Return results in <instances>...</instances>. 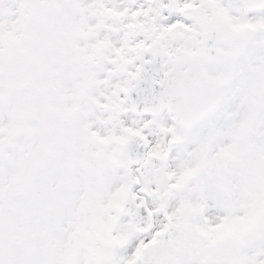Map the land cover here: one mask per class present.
Here are the masks:
<instances>
[{
  "label": "snow or ice",
  "instance_id": "1",
  "mask_svg": "<svg viewBox=\"0 0 264 264\" xmlns=\"http://www.w3.org/2000/svg\"><path fill=\"white\" fill-rule=\"evenodd\" d=\"M0 264H264V0H0Z\"/></svg>",
  "mask_w": 264,
  "mask_h": 264
}]
</instances>
